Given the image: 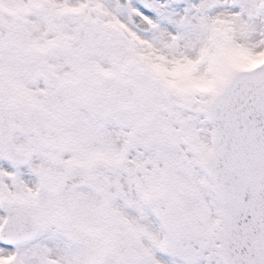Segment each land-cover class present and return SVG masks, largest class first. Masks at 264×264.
Segmentation results:
<instances>
[{
    "label": "snow or ice",
    "instance_id": "6c2138e0",
    "mask_svg": "<svg viewBox=\"0 0 264 264\" xmlns=\"http://www.w3.org/2000/svg\"><path fill=\"white\" fill-rule=\"evenodd\" d=\"M0 264H264V0H0Z\"/></svg>",
    "mask_w": 264,
    "mask_h": 264
}]
</instances>
